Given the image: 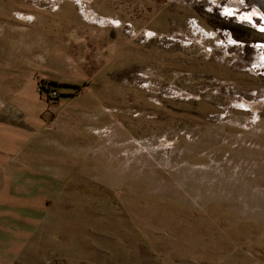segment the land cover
<instances>
[{"label":"rangeland","instance_id":"1","mask_svg":"<svg viewBox=\"0 0 264 264\" xmlns=\"http://www.w3.org/2000/svg\"><path fill=\"white\" fill-rule=\"evenodd\" d=\"M0 264H264V0H0Z\"/></svg>","mask_w":264,"mask_h":264},{"label":"flooded vegetation","instance_id":"2","mask_svg":"<svg viewBox=\"0 0 264 264\" xmlns=\"http://www.w3.org/2000/svg\"><path fill=\"white\" fill-rule=\"evenodd\" d=\"M255 16H258V13H253V14H249V15H246V16H242V17H240L242 20L243 19H250V20H253V18L255 17Z\"/></svg>","mask_w":264,"mask_h":264}]
</instances>
